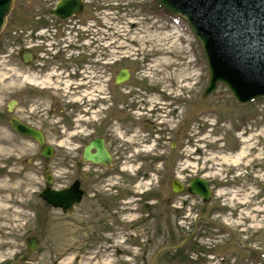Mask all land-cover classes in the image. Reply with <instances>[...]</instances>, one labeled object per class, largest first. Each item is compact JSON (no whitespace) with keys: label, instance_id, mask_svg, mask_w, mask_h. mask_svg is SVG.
<instances>
[{"label":"rangeland","instance_id":"rangeland-1","mask_svg":"<svg viewBox=\"0 0 264 264\" xmlns=\"http://www.w3.org/2000/svg\"><path fill=\"white\" fill-rule=\"evenodd\" d=\"M58 1L15 0L0 37V264H152L162 248L175 247L191 234L176 229L187 220L179 221L183 213L175 215L166 201L174 197L172 180L186 186L194 177L213 186L210 203L196 197L191 205L209 218L200 223L197 243L207 251L206 264H264V98L240 105L222 84L204 97L210 72L202 44L188 22L165 11L158 0H84V12L71 27L53 23L63 37L60 33L55 43L44 44L41 56L48 63L63 58L68 67L80 63L85 80L88 75L93 81L92 93H84L93 108L91 121L100 137L119 141L125 152L119 177L105 195L124 190L146 198L160 191L165 199L161 214L147 219L144 228L126 232L131 240L125 244L107 231L112 225L106 213L75 209L65 215L39 198L47 185L44 169H50L54 187L73 180L66 177L73 175L67 169L75 159L77 109L83 100L66 84L57 92L55 110L48 102L33 103L28 66L18 56L12 65L7 56L27 50L30 26L38 23L34 16L48 14ZM125 69L130 80L108 90L111 78ZM10 101L18 103L12 113ZM12 116L45 134L55 149L52 160L41 156L33 140L12 132ZM250 134L253 149L246 151L247 158L238 167L226 164L224 157L237 154ZM152 225L159 230H150ZM29 237L40 242L32 253L25 245ZM246 246L258 250L252 256ZM187 247L161 253L156 264H194Z\"/></svg>","mask_w":264,"mask_h":264},{"label":"water","instance_id":"water-1","mask_svg":"<svg viewBox=\"0 0 264 264\" xmlns=\"http://www.w3.org/2000/svg\"><path fill=\"white\" fill-rule=\"evenodd\" d=\"M160 3L172 14L186 18L203 44L210 70L205 97L212 94L219 84L226 85L241 104L264 97V0H160ZM13 6L14 0H0V34ZM82 10V0H61L53 14L65 20L79 15ZM24 62H29L28 56H24ZM129 78V72L122 71L116 83L121 84ZM15 105V102L9 105V111ZM9 122L16 133L32 138L39 144L43 157H53L54 150L46 146L42 132L14 117ZM92 149L96 152L92 153ZM84 159L108 166L111 156L104 140L91 143L85 151ZM47 182L51 183V177H47ZM172 189L181 192L183 187L173 181ZM189 190L206 202L211 199L210 186L202 179H194ZM40 198L55 209L68 213L79 203L80 194L74 185L61 192L45 189ZM26 244L28 250L33 252L38 248L39 241L31 237L26 240Z\"/></svg>","mask_w":264,"mask_h":264},{"label":"flooded vegetation","instance_id":"flooded-vegetation-1","mask_svg":"<svg viewBox=\"0 0 264 264\" xmlns=\"http://www.w3.org/2000/svg\"><path fill=\"white\" fill-rule=\"evenodd\" d=\"M43 18L46 20H55L51 15L50 9L48 14L40 12L35 15L33 21L36 20L37 22H45ZM43 28L44 26H41L37 30V23L31 25V62L28 65V69L31 76L30 88L32 91L29 99L36 104H45L47 102L51 103L52 109L55 110L58 107L56 104L58 103V98H60V93H57L59 92L58 90L62 85L67 86L66 84H69L73 88L70 92L73 95L78 94L77 97L83 100L81 107L77 109V116L79 118L77 134H79V136L76 140L75 159L73 160V164L70 165L71 168L67 169V172H71L73 175L72 177L69 176L66 178L69 179L68 181L72 178L73 180L69 182L68 185H58L59 187L53 186V188L55 190H64L69 188L72 184H77L78 192L81 194L80 203L76 207L77 211L80 214H96L98 213V210L106 213L109 223L112 225V227L107 229V231L110 230V233H108L113 236L112 238L114 240V235H120L125 244L127 242L129 243L131 238L126 236V232L144 228L147 223V219L149 218L156 220L157 214H161L160 210L163 208L165 199L161 195L160 191H155L154 194H150L146 198L145 193H142V195H133L135 196L133 197L129 191L124 190L117 192L116 196H112V192H110L111 195L109 193L105 195V191L107 192L109 190V186H111L114 179L119 177L121 164L125 161V152L119 149V141L108 139V142L109 140L112 142V144H110V148H108V142L105 139L108 151L112 156L110 166L107 168L103 165H96L92 162L84 160L86 148L92 142L101 138L91 121L93 117V108L90 103L88 104L87 101H85L86 103L84 102V93H92L91 83L93 81L88 75V81L85 80V77L82 75V65H80V63H70L68 67L65 65L63 58L59 60L58 57L55 58L53 61L54 63L42 61L41 55L43 51L39 45L40 40L37 39V33H39V31ZM16 60L17 59L14 56H11L8 62L12 65H16ZM91 68L92 67H87V69ZM111 79L112 82L110 81L111 85H108V90L111 86L113 88L115 87V81L113 78ZM85 83H87L88 86L83 88ZM93 152H95V150H93ZM121 152L122 156L120 157L118 154ZM122 182L126 183L128 180L122 177ZM135 182H138V180H135L134 183ZM134 187H136V184ZM194 198L195 197L191 196L188 192H184L181 195H174L173 198H169L166 201V204L168 208L173 207L175 209V211H173L175 215L177 213H183V215L178 217L179 221L183 218L187 220V222L184 223L185 225L181 224L183 227H176V229L195 231V238L189 242L187 247V254L189 255V258L195 260V262H193L194 264H206V256L203 255V251L199 250L200 248L197 246V243L199 237L201 236L200 233H198V230L202 228L200 223L207 222L209 218H207V214H205L201 209H197L195 212L193 211L194 207L192 208L191 205H193L192 203ZM137 199H141L142 202H137ZM181 200L182 202H179ZM131 203L136 205V207L132 209L130 206ZM177 209L181 211H176ZM184 215L186 216L184 217ZM131 216H133V219H126ZM159 217H161V215H159ZM149 228L153 231L159 230L156 226L153 228V225Z\"/></svg>","mask_w":264,"mask_h":264},{"label":"bare ground","instance_id":"bare-ground-1","mask_svg":"<svg viewBox=\"0 0 264 264\" xmlns=\"http://www.w3.org/2000/svg\"><path fill=\"white\" fill-rule=\"evenodd\" d=\"M167 63V62H165ZM164 66V64H162L160 67ZM175 78H177L179 75H174ZM187 80V79H186ZM189 84H186L184 86L185 89H189ZM241 138H243L242 136H240ZM253 141V135L250 134V136L247 139H242V143H243V147L242 149L235 155H230V156H226L224 157V162L226 164H228L231 167H238L240 166L241 162L247 158L246 156V151L251 152L253 149V145H251L250 143ZM253 164L252 160H249V162L246 163L247 166H251Z\"/></svg>","mask_w":264,"mask_h":264}]
</instances>
